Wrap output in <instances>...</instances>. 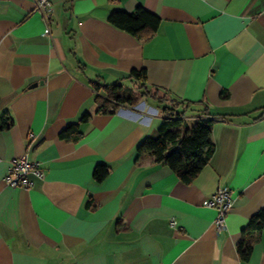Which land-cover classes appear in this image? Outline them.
I'll use <instances>...</instances> for the list:
<instances>
[{"label":"crops","instance_id":"0c3cea01","mask_svg":"<svg viewBox=\"0 0 264 264\" xmlns=\"http://www.w3.org/2000/svg\"><path fill=\"white\" fill-rule=\"evenodd\" d=\"M50 2L47 31L33 0H0V115L14 119L0 130V264H264V225L248 259L237 252L264 207V0ZM138 5L160 19L146 40L107 21ZM132 69L213 119L214 151L190 182L136 151L157 134L146 97L95 111L91 83L138 90L125 78ZM84 112L78 139L58 136ZM24 154L44 175L10 186V160ZM98 162L111 167L101 183ZM224 186L232 205L217 231L204 201Z\"/></svg>","mask_w":264,"mask_h":264},{"label":"trees","instance_id":"16d2710c","mask_svg":"<svg viewBox=\"0 0 264 264\" xmlns=\"http://www.w3.org/2000/svg\"><path fill=\"white\" fill-rule=\"evenodd\" d=\"M107 21L116 28L130 33L138 40L150 38L156 31L159 17L141 5L131 12L122 9L112 10ZM125 78L136 85L140 95L153 101L159 106L163 116L154 136L146 135L138 142L135 149L139 153H147L154 162L167 165L183 182H190L200 170L208 163L214 151V144L210 140V131L213 119L203 115L199 109L200 101L180 99L175 96H159L158 90H150L146 86L144 69H132L126 73ZM93 100L96 103L97 113H112L121 105H134L138 98L133 94L132 88L122 87L120 82L102 83L93 81ZM157 106V107H158ZM194 111V119L186 125V115ZM89 112H84L77 121L68 122L60 130L61 138L78 139L82 132L79 124L87 121ZM14 119L9 112L0 115V130L9 128ZM111 167L106 162H98L92 170V180L101 183L110 173ZM90 200L86 201L89 205ZM264 225V207L260 208L243 229V234L237 245V252L242 261L250 255L255 230Z\"/></svg>","mask_w":264,"mask_h":264},{"label":"built area","instance_id":"2783aa9c","mask_svg":"<svg viewBox=\"0 0 264 264\" xmlns=\"http://www.w3.org/2000/svg\"><path fill=\"white\" fill-rule=\"evenodd\" d=\"M35 9L41 14L48 31V26L52 20V6L50 0H33ZM28 136L32 137L30 132ZM34 173L43 177L44 173L39 167L38 161H30L26 155L12 158L7 170L5 179L10 186L30 187L32 181L28 179V173ZM204 204L215 209V216L212 226L215 230L221 231L226 228V215L232 205L231 189L228 186L219 187L216 191L204 201ZM170 224L174 225L175 220L170 219Z\"/></svg>","mask_w":264,"mask_h":264},{"label":"rangeland","instance_id":"374dc122","mask_svg":"<svg viewBox=\"0 0 264 264\" xmlns=\"http://www.w3.org/2000/svg\"><path fill=\"white\" fill-rule=\"evenodd\" d=\"M132 92H133V94H135L137 96L138 99H140L141 97H143L142 95H140L139 90H133ZM156 94H158L161 97L162 96H166V94H164L161 91H156ZM143 104H144V108H147L148 106H151L152 105V107L156 110V113L155 114L150 113V115H152L153 117H155V120H157V126L156 127H158L160 125V123H161V119H162V116H163L162 112L159 109V106L157 104H155V103L149 102L147 100V98H144L143 99Z\"/></svg>","mask_w":264,"mask_h":264},{"label":"water","instance_id":"95a60500","mask_svg":"<svg viewBox=\"0 0 264 264\" xmlns=\"http://www.w3.org/2000/svg\"><path fill=\"white\" fill-rule=\"evenodd\" d=\"M33 85H35V84H33Z\"/></svg>","mask_w":264,"mask_h":264}]
</instances>
